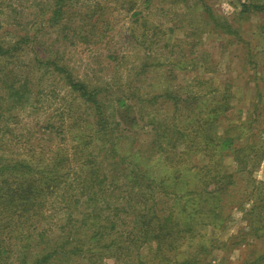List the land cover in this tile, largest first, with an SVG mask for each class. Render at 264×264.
<instances>
[{"label":"rangeland","instance_id":"obj_1","mask_svg":"<svg viewBox=\"0 0 264 264\" xmlns=\"http://www.w3.org/2000/svg\"><path fill=\"white\" fill-rule=\"evenodd\" d=\"M49 4L0 0V46L8 51L0 55V168L9 175L17 160L26 159L38 171L53 167L58 173L51 176L61 181L52 185L55 192L41 196L42 214L31 229L46 228V234L34 236L32 247H15L6 264H134L138 251L147 254L149 245L124 213L131 208L124 206L117 221L115 196L97 200L94 213V202L74 198L75 173L87 174L75 160L80 140L74 136L86 124L93 130L107 126L109 135L102 138L109 142L103 148L113 145L116 152L102 154L97 140L81 161L108 179L117 176L112 179L118 195L137 184L145 189L146 174L156 181L167 178L170 194H160L162 187L154 183L150 193L157 195L148 204L155 215L166 214L177 223L178 213L187 221L194 214L182 208L186 200H179V192L197 186L206 199V190H213L205 172L194 174L213 163L210 149L191 144L206 141L208 132L199 125L207 117L221 135L234 125L229 132L236 138L233 147L217 148L221 174L235 175V183L222 181L230 216L195 226L209 248L203 255L197 238L183 245L178 257L200 255L194 264H253L259 250L264 252V0H65L64 12L54 21ZM68 73L100 87L94 96L102 111L95 114L94 104L69 87ZM171 93L181 98L177 109ZM164 119L166 131L156 128ZM186 142L192 147L186 149ZM180 157L192 164L177 165ZM136 168L141 169L131 181L125 175ZM181 170L187 174H180L178 183ZM182 226L177 223L173 230L193 234L180 231ZM133 240H140L139 247ZM48 252L47 260L36 262Z\"/></svg>","mask_w":264,"mask_h":264},{"label":"trees","instance_id":"obj_2","mask_svg":"<svg viewBox=\"0 0 264 264\" xmlns=\"http://www.w3.org/2000/svg\"><path fill=\"white\" fill-rule=\"evenodd\" d=\"M49 1L51 12L50 19L54 21L59 17V15L62 14V11L65 7L63 5L65 0ZM95 24H99L97 18L95 19ZM7 52V50H4L2 46H0V55L6 54ZM48 64L53 65V67L57 70H62V68L54 61H50ZM66 79L69 87L74 92H76L78 96L84 98L86 102L90 101L92 104H94L93 107H91L93 108L95 114H98L99 110L102 111L99 101L95 99L94 96L96 93H98V89H100V87L93 88L89 84L73 77L70 73L66 75ZM171 95V98L174 101L175 109H177L181 98L173 95L172 93ZM157 98L158 95H155L152 96L150 100ZM196 121L197 120H194L193 122L197 123L198 121ZM197 124H199V122ZM86 125L87 126L84 128H81L82 132H77L74 136L80 140V143L78 146H76V148H78V152L75 153V160L81 164V167L87 173L85 175H81L82 173L78 172L75 173L76 180L78 181L76 185H78L77 188L79 191L76 189L77 194H74V198L78 199L83 196L86 200L94 202V204L90 205V208H92V213H94L99 207L97 200H103L106 197L115 196L112 198L114 199L113 208L116 210L114 215H116L117 221H119L117 215H119L124 206L127 205V207L131 208V210H127V212L124 213L130 217L133 224L132 229H137L142 233L143 238H138L143 239L145 243L147 242L149 245V251L147 254H142L141 251H138L136 255V261L134 260V264H194L197 259L200 261V255H203V253L209 250V248L205 242L201 241L204 237V234L200 235L202 229L195 228V226H207L208 224L213 223L212 219H216L217 217L219 218V222L222 223L230 216V214L225 212V205L229 206L231 201L224 202L223 195L225 190H227V186H222V181L225 179V181L235 183V175L232 173L221 174L222 172L219 168V165H221L222 151L224 149L232 148L236 140V138L229 133L230 130L234 129V125H229L226 127L223 135H221L214 129V123L209 121V118L207 117V119H204V121L199 125L203 133L208 132L206 135V141L204 143H201L202 141L191 142V144L196 145L197 147H206L210 149V151L214 150V152L211 153L209 151V153H207L213 163L204 166V168H196L198 171L194 173L195 176H197L202 172H205L203 178L207 179L206 185L213 187V190H206L210 198L204 199L202 196L204 188L197 189V186H192L190 187V190H184L183 193L174 192L178 193L180 197L179 200L183 197L184 200H186V203L182 206V208L185 209L188 207L190 211L194 213L191 214L190 221L181 218L179 213L176 217H174L179 225H183L181 230L179 229L180 231L183 232V228H185L188 232L193 233L189 236L179 235V231L176 232V230H173V225L177 224L174 221H171L173 220V217H168L166 214L159 216L155 215L154 210L150 209L153 205L148 204L149 201H154L157 195L150 193L155 185L154 183H156L157 186L162 187L161 189L163 191H160V194L163 192L167 193L168 195L170 194V192L166 190L167 187L171 185L168 183V180L166 181L167 178L156 181L152 175L146 174V179L148 182L145 189H143L142 186L138 187L137 184L136 187L135 185L131 186V190L134 191H130L129 187L127 190H125L124 194L122 190V193L118 195L114 192L117 184L113 183L114 179H112V177L117 176H111L109 177L110 179H108V175L100 174V169L91 171L88 169V167H86V161H81L82 155L86 154L87 156H90V154H92L93 148H95V145H97V140H100L101 144H103L101 146V150H99L102 152V154L103 151L105 154L108 152L109 154H114L116 152L113 145L109 147L105 146L106 150L103 148L105 143L109 142V140H104L102 138V136L109 135L107 126H103L98 130H93V125ZM158 126L163 127L164 131H166L169 123H167L166 119H164L162 122H158L156 128ZM188 146L189 144L186 142V149L192 147V145L189 147ZM218 146L222 151L217 150ZM183 154H186V150L183 152ZM190 156H192V154H190ZM175 161L177 165H179L181 162L192 164L191 159H184L182 157L175 159ZM98 162H100L98 166H100L102 169V164L104 162L103 157H100L97 163ZM115 163H119L121 165L122 161L117 158ZM134 165L137 166V163L135 162ZM137 169L139 170L141 168H136L134 170L132 169V171H130L125 176L131 177V181H134L132 174L136 172ZM142 169L145 171L150 170L149 168L143 167ZM30 170H32V172ZM186 170H190V168H187ZM46 171L47 168L38 171L36 166L31 164V161L26 159L17 160L9 175L7 174L8 172H5L4 169L0 168V264H6L5 260L8 259V255H10L15 247H32L34 243V236L41 235L43 237L46 234V228H43V230H40L38 233H35L33 230H31L32 228L34 230L36 229L37 223L39 222V217L42 214L43 206L41 196H45L48 192H55V190H52V188H54L52 185H57L61 182L59 180V175L51 176L54 173H58L57 171H53V167H50L49 172ZM20 172H23V174H19ZM180 174L182 176V174L186 175L187 173L182 170L181 172H176L177 180L180 178ZM72 175L74 174L72 173ZM231 178H233V180H231ZM169 180H173V182H175L174 179ZM180 182L181 180H178V183ZM73 184L74 182H72V186H74ZM136 189L139 191V193L136 192ZM118 198H123V200L125 199V204H122ZM134 198L137 200H134ZM260 199L263 201V197ZM140 200H143L144 202H141ZM190 201L196 205V208L190 207ZM231 208L232 207H230V209ZM262 208L264 209V206H262ZM183 212L184 211L182 210V213ZM87 214L88 213L85 215ZM34 216H37L36 220H33ZM155 218L156 220L154 221ZM154 222H158L156 230H154ZM113 227H115L114 223ZM148 231H150V233L146 234ZM116 233H119L118 230H116ZM197 238H199L198 244L200 247V255L179 258L178 256L182 253L180 248L183 245H192L193 242H196ZM116 240L117 237L112 240V243H117ZM133 242L135 247H139L140 240H133ZM115 247L118 249L119 244H116ZM56 250L57 249L55 248L52 252ZM52 252H48L46 255H44L43 259H37L36 262L47 260L48 257L52 255ZM129 255L132 257V252ZM261 259L264 261V252H260L259 250V254L253 258L252 263L258 264L259 260Z\"/></svg>","mask_w":264,"mask_h":264}]
</instances>
